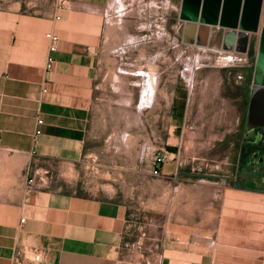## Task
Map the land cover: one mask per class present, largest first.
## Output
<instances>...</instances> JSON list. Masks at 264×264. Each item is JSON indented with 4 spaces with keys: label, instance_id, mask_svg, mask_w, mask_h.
Wrapping results in <instances>:
<instances>
[{
    "label": "rangeland",
    "instance_id": "rangeland-1",
    "mask_svg": "<svg viewBox=\"0 0 264 264\" xmlns=\"http://www.w3.org/2000/svg\"><path fill=\"white\" fill-rule=\"evenodd\" d=\"M57 1L0 0V21L18 12H53ZM179 2L111 1L84 153L70 164L47 162L29 180L125 204L121 257L131 264L209 261L227 191L247 184L242 175L255 170L240 163V91L251 62L241 53L227 59L231 52L216 42L207 49L184 43ZM234 36L230 31L228 38ZM150 72L155 92L147 104L142 87ZM180 91L187 92L183 118L175 107ZM5 162L0 155V192L21 179ZM260 171L264 176V167ZM249 188L264 194V179Z\"/></svg>",
    "mask_w": 264,
    "mask_h": 264
},
{
    "label": "crops",
    "instance_id": "crops-1",
    "mask_svg": "<svg viewBox=\"0 0 264 264\" xmlns=\"http://www.w3.org/2000/svg\"><path fill=\"white\" fill-rule=\"evenodd\" d=\"M111 1L58 0L53 12L0 21V155L5 170L21 175L0 192V264H131L121 257L125 204L29 182L47 162L70 164L84 153ZM48 33L59 36L55 52ZM240 35L230 48L243 46ZM260 176L249 171L247 184L240 178L227 191L211 259L189 264H264V194L249 188Z\"/></svg>",
    "mask_w": 264,
    "mask_h": 264
},
{
    "label": "water",
    "instance_id": "water-1",
    "mask_svg": "<svg viewBox=\"0 0 264 264\" xmlns=\"http://www.w3.org/2000/svg\"><path fill=\"white\" fill-rule=\"evenodd\" d=\"M179 16L185 23L183 42L190 45L208 47L213 26L236 31L234 37L241 33L260 34L257 68L264 74V0H182ZM227 42L232 43L228 36L223 44L225 49L242 51L236 46L230 48ZM244 44L247 46V41ZM258 118H264V91H255L251 98L248 130L264 127L256 122Z\"/></svg>",
    "mask_w": 264,
    "mask_h": 264
},
{
    "label": "flooded vegetation",
    "instance_id": "flooded-vegetation-1",
    "mask_svg": "<svg viewBox=\"0 0 264 264\" xmlns=\"http://www.w3.org/2000/svg\"><path fill=\"white\" fill-rule=\"evenodd\" d=\"M257 47L258 42L257 39H252L248 46H238L237 48H242L241 52H247V60L250 64V70H249V77L248 82L245 83V87L243 91H240V94L242 96V109H243V128L245 134L248 136L245 137L243 147H248L244 151V148L242 150V160L245 161L247 158L250 160L249 157L254 159L255 163L252 165L254 172L257 174V177H261L258 172L261 168L264 166V127L262 126H256L252 130H248L247 126L249 123V113H250V102L251 98L255 91H264V74L260 72L257 68ZM239 52V51H238ZM263 79L262 83H259L258 80ZM250 82V83H249ZM258 124H264V118H258L256 121ZM256 123V124H257ZM251 136V137H250ZM244 152V153H243ZM251 159V160H252ZM250 160V161H251ZM264 179V176H262L261 180ZM260 180V181H261Z\"/></svg>",
    "mask_w": 264,
    "mask_h": 264
},
{
    "label": "bare ground",
    "instance_id": "bare-ground-1",
    "mask_svg": "<svg viewBox=\"0 0 264 264\" xmlns=\"http://www.w3.org/2000/svg\"><path fill=\"white\" fill-rule=\"evenodd\" d=\"M213 31L214 32H218L219 30H221L222 28L218 27V26H213ZM212 31V32H213ZM197 48L199 49H207V48H210L211 46L209 45L208 47L206 46H201V45H197L196 46ZM198 50V49H196ZM231 50V53H229L230 55L227 57V59H230V60H233L235 59V57H240V52H238L237 50L235 49H229ZM200 54H196V57H195V62H196V66L199 65L200 63ZM242 59V58H241ZM228 61V60H227ZM200 66V65H199ZM145 73V72H144ZM153 73V72H152ZM141 74V73H140ZM146 74V73H145ZM143 75V74H142ZM139 76V75H138ZM146 76V75H145ZM148 77V81L147 83H145V85H143L142 87V94H143V97H142V103H151V100H152V96H153V93L155 92V86H154V76H151V72H150V75L148 74L147 75ZM146 78V77H145ZM156 80V79H155ZM194 83V82H193ZM137 84V83H136ZM142 86V85H141ZM139 86V87H141ZM191 92H194L193 90V85H192V91ZM141 93V92H140ZM193 94V93H192ZM155 96V95H154ZM192 96V95H191ZM154 100V99H153ZM190 102H193V101H190ZM145 105V104H144ZM143 105V106H144Z\"/></svg>",
    "mask_w": 264,
    "mask_h": 264
},
{
    "label": "built area",
    "instance_id": "built-area-1",
    "mask_svg": "<svg viewBox=\"0 0 264 264\" xmlns=\"http://www.w3.org/2000/svg\"><path fill=\"white\" fill-rule=\"evenodd\" d=\"M181 5H182V0H181V2H179V8H181ZM183 25H185V23L183 22ZM213 31V30H212ZM226 29H221V30H219L218 32H212L211 33V42H210V44H212V42L213 43H217V45L216 46H220L221 48H222V50L223 51H226V52H228V51H230L231 52V50H229V49H225L224 47H223V44H224V41H225V36H226ZM256 36L257 37H260V34H256ZM47 37L50 39V41H51V51L52 52H55L56 50H57V44H58V42H59V36H57V35H55V34H53V33H48L47 34ZM241 54H244L245 56H247V52H240ZM39 124H43V120H39ZM38 133H41V131L40 130H38Z\"/></svg>",
    "mask_w": 264,
    "mask_h": 264
},
{
    "label": "trees",
    "instance_id": "trees-1",
    "mask_svg": "<svg viewBox=\"0 0 264 264\" xmlns=\"http://www.w3.org/2000/svg\"><path fill=\"white\" fill-rule=\"evenodd\" d=\"M180 97H181V100L180 98L178 97L177 101H176V110H177V115L180 117V118H183L184 117V111H185V108H186V99H187V92H183V91H180Z\"/></svg>",
    "mask_w": 264,
    "mask_h": 264
}]
</instances>
